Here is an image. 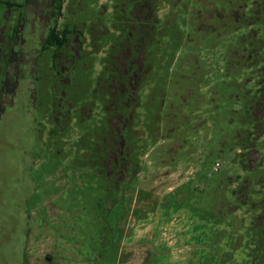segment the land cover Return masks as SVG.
I'll return each instance as SVG.
<instances>
[{"label":"rangeland","instance_id":"374dc122","mask_svg":"<svg viewBox=\"0 0 264 264\" xmlns=\"http://www.w3.org/2000/svg\"><path fill=\"white\" fill-rule=\"evenodd\" d=\"M20 1L0 0V27ZM150 1L119 202L100 164L102 106L130 3L83 0L80 19L103 32L62 85L61 125L47 70L20 77L0 115V264H262L264 74L242 51L264 29L250 23L255 0Z\"/></svg>","mask_w":264,"mask_h":264},{"label":"flooded vegetation","instance_id":"af4514ba","mask_svg":"<svg viewBox=\"0 0 264 264\" xmlns=\"http://www.w3.org/2000/svg\"><path fill=\"white\" fill-rule=\"evenodd\" d=\"M125 1L130 3L128 17L123 22L124 33L119 47L112 55L113 64L104 84L106 98L102 106L107 127L104 158L100 164L107 169L106 175L113 181H121L122 177L125 179L127 169L131 166L126 130L130 123L131 103L137 97L136 88L141 67V50L137 47L136 36L138 30L144 28L143 32L146 31L153 17L150 0ZM82 2L83 0H21L16 4V13L6 14L0 27V115L5 106L11 103L20 77L27 75L28 79L31 76L40 78L43 77L40 71L46 69L47 75L53 78V122L58 126L62 124L67 111L65 108L68 106L62 85L72 80L71 69L73 71L75 63L81 58L86 41L97 40L103 32L94 16L85 21L80 19ZM242 7L243 5L237 6L239 9ZM250 13V23L264 24V0H255ZM225 17L236 22L240 15L236 11ZM259 33L260 39L253 40L250 46L247 49L244 47L242 51H247V56L253 57L263 75L264 29ZM257 34L252 31L254 37ZM50 37H54L53 40H50ZM139 40L141 44L142 37ZM241 56L244 57L245 54L241 53ZM34 82L28 81V94L35 101L36 91L39 90L34 86ZM252 101L249 109L251 113V109L256 105ZM76 113L83 117L88 115V110L82 105Z\"/></svg>","mask_w":264,"mask_h":264},{"label":"trees","instance_id":"16d2710c","mask_svg":"<svg viewBox=\"0 0 264 264\" xmlns=\"http://www.w3.org/2000/svg\"><path fill=\"white\" fill-rule=\"evenodd\" d=\"M53 38L54 37H50V40H53ZM121 179H122L121 181H114V184H113V194H114V200L116 202L117 201L119 202V199L121 198L120 190H121L122 185L124 184V178L122 177ZM117 218L124 219V214L123 215L117 214ZM247 226H248L247 233L251 232V236L255 235L254 234V226L251 225V227H250V224H248ZM115 233H116V239L115 240L117 242L119 240V237H120L121 233H122L121 227L117 228ZM101 242H102V244L100 246H97V249H98L97 251H99V252L106 250L107 247L109 246L108 240H106V238L104 236H102ZM263 250H264V248H263ZM99 252L97 253L98 256L100 254ZM47 257L48 256H46V258ZM261 262H262V264H264V252H262V260H261Z\"/></svg>","mask_w":264,"mask_h":264}]
</instances>
